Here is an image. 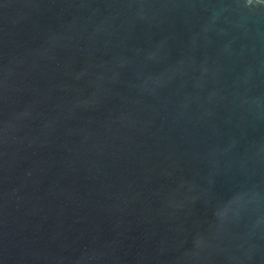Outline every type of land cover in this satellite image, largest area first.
Here are the masks:
<instances>
[{
	"label": "water",
	"instance_id": "obj_1",
	"mask_svg": "<svg viewBox=\"0 0 264 264\" xmlns=\"http://www.w3.org/2000/svg\"><path fill=\"white\" fill-rule=\"evenodd\" d=\"M0 264H264V0H0Z\"/></svg>",
	"mask_w": 264,
	"mask_h": 264
}]
</instances>
